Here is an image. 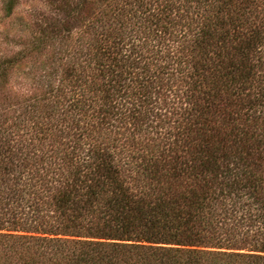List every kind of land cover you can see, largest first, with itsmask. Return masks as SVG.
Returning <instances> with one entry per match:
<instances>
[{
  "label": "trees",
  "instance_id": "16d2710c",
  "mask_svg": "<svg viewBox=\"0 0 264 264\" xmlns=\"http://www.w3.org/2000/svg\"><path fill=\"white\" fill-rule=\"evenodd\" d=\"M58 2L42 89L51 34L0 56V264H264V0Z\"/></svg>",
  "mask_w": 264,
  "mask_h": 264
},
{
  "label": "rangeland",
  "instance_id": "374dc122",
  "mask_svg": "<svg viewBox=\"0 0 264 264\" xmlns=\"http://www.w3.org/2000/svg\"><path fill=\"white\" fill-rule=\"evenodd\" d=\"M58 1L20 0L14 14L7 16L3 8L4 0H0V56L9 55L21 46L31 48L35 37H41L44 33L50 35L51 32L48 30L45 32L48 23L57 19L59 25L60 20L65 19L66 15L63 10L57 8L60 4ZM49 38H54L51 39L52 43L47 44L35 58L15 70L8 89L11 93L32 95L44 87L45 73L51 71L52 67L62 69L58 64L59 57L65 56L66 49L70 50L72 47L64 45L66 40L64 36L51 34Z\"/></svg>",
  "mask_w": 264,
  "mask_h": 264
}]
</instances>
